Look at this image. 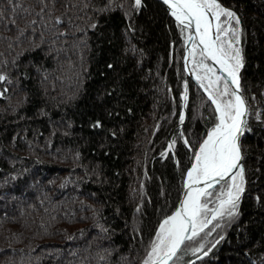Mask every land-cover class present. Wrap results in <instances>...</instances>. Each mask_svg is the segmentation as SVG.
Returning <instances> with one entry per match:
<instances>
[{
    "label": "trees",
    "instance_id": "1",
    "mask_svg": "<svg viewBox=\"0 0 264 264\" xmlns=\"http://www.w3.org/2000/svg\"><path fill=\"white\" fill-rule=\"evenodd\" d=\"M218 2L240 21L244 191L170 264H264V0ZM49 4L55 32L0 0V264H140L217 122L184 70L189 30L158 0Z\"/></svg>",
    "mask_w": 264,
    "mask_h": 264
},
{
    "label": "snow or ice",
    "instance_id": "2",
    "mask_svg": "<svg viewBox=\"0 0 264 264\" xmlns=\"http://www.w3.org/2000/svg\"><path fill=\"white\" fill-rule=\"evenodd\" d=\"M56 2L57 0H51L52 8L55 7ZM8 3L13 6L11 11L14 16L10 19L13 25L22 15L36 17L27 23V28H34L39 23L42 29L55 32V26L62 24L60 17L51 18L49 0H35V6L39 8V11L23 7L19 0H8ZM164 3L179 25L184 29L193 26L195 28V36H189L185 41L186 44L189 42L192 44L185 60L187 61L188 57L192 58L191 63L195 66L193 75L207 93L208 99L215 105L218 122L208 132L199 150L194 153L195 162L187 172L185 187L188 192L185 199L176 212L160 223L144 264H169V261L177 256L185 241L197 237L214 220L223 218L225 215L234 217L237 214L241 193L244 191V170L240 165L242 152L238 142L239 136L244 131L246 115L245 101L238 94L239 72L243 67L241 49L238 46L240 21L233 11L222 7L218 0H164ZM135 6L139 8L141 0H135ZM222 17L226 19L222 20ZM5 18V12L0 11V24H3ZM213 20L216 21L215 24ZM232 21H235L237 27L232 25ZM4 26L7 27V25ZM20 35H24L23 29L20 30ZM63 35L64 33H59L53 36V40ZM198 47L199 52H197ZM205 60L218 64L219 71L226 74L222 88L220 86L222 77L217 75L216 69L206 64ZM4 79L5 76L0 75V81ZM228 96L231 98L222 99ZM184 99L187 97L185 96ZM180 119L183 122V113ZM100 126L99 122L95 125V127ZM172 146L170 145L169 148L171 149ZM161 155L164 156L166 153ZM234 169L238 171L234 172ZM226 178L230 179L231 183L221 187L216 195L217 206L210 209L208 203L202 202L201 197L212 196L213 192L209 189H213L215 184L225 181ZM201 183L204 184L203 188L194 187ZM208 213H211L210 219ZM218 227L220 225L216 224L207 234L211 235V232ZM200 250L197 248L194 251ZM207 254L204 252V255Z\"/></svg>",
    "mask_w": 264,
    "mask_h": 264
},
{
    "label": "water",
    "instance_id": "3",
    "mask_svg": "<svg viewBox=\"0 0 264 264\" xmlns=\"http://www.w3.org/2000/svg\"><path fill=\"white\" fill-rule=\"evenodd\" d=\"M159 2H161L164 6H165V8L167 9V11H168V13H169V15L171 16V18L175 21V22H177L176 21V19H175V17H173L170 13H171V10L168 8V6L164 3V0H158ZM213 22V24H215L216 23V21H212ZM178 23V22H177ZM188 30H189V33H188V36H187V38H186V41H187V39H188V37L189 36H195V28H194V26L192 27V28H188ZM196 43L198 44L199 43V41H198V38H197V40H196ZM192 46V44H191V42H189V43H185V45H184V51H183V66H184V70H185V73L187 74V76L199 87V89L206 95V97L208 98V95H207V93L204 91V89L203 88H201L200 87V82L196 79V77L193 75V72L191 71V69H190V60H189V57H188V60L186 61L185 60V57L186 56H188V49L190 48ZM202 47V46H201ZM197 51L199 52V47L197 48ZM214 69H216V71L220 74V76L222 77V79L224 80V79H226V74L225 73H222V72H220L219 71V65L218 64H216V63H214L213 61H211V60H206ZM239 80H240V78H239ZM229 87H230V89H231V83L229 82ZM239 95H241L242 96V98L244 99V101H245V107H246V115H245V117H244V120H245V124H246V121H247V115H248V108H249V104H248V101H247V98H246V96H245V94L243 93V91H242V88H241V85H240V90H239V93H238ZM214 107H215V105H214ZM218 122V121H217ZM216 122V123H217ZM215 123V124H216ZM245 124L243 125V128H244V130H245ZM215 126V125H214ZM213 126V127H214ZM212 127V128H213ZM211 128V129H212ZM210 129V130H211ZM209 130V131H210ZM208 131V132H209ZM208 132H207V134H208ZM207 134L205 135V137L203 138V140L204 139H206L207 138ZM243 134H244V131H243ZM243 134H241L240 136H239V145H240V148H241V152H242V159H241V161H240V165L242 166V168H243V146H242V143H241V139H242V136H243ZM203 140L201 141V143L203 142ZM200 143V144H201ZM200 146V145H199ZM199 146H198V148H197V150L196 151H198L199 150ZM195 162V159L193 158V161H192V163H191V165H190V167L187 169V172H188V170L192 167V164ZM234 172L235 171H238V169H234L233 170ZM187 172H186V176H185V180H184V185H183V189H182V192H181V195H180V198H179V201H178V203H177V205H176V207L174 208V210L171 212V213H169L168 215H166L165 217H163L162 219H161V221L159 222V224H158V229H159V225H160V223L164 220V219H166L167 217H169V216H171L174 212H176L177 211V209L179 208V207H181V204H182V201L185 199V196H186V194H187V192H188V189L185 187V184H186V182H187ZM225 181H228L229 183H231V181H230V179H228V178H226L225 179ZM225 181H220L219 182V184L220 183H222V182H225ZM216 185H218V184H215V186ZM194 187L195 188H203L204 187V184L203 183H201V184H197V185H194ZM209 190H211V189H209ZM202 198V197H201ZM217 206V204L213 207V209L215 208ZM208 218L210 219L211 218V213L209 214V216H208ZM186 242V241H185ZM183 246V245H182ZM179 252V251H178ZM178 254V253H177ZM174 259V258H173ZM173 260H171V261H169V264L172 262ZM141 264H144V263H141Z\"/></svg>",
    "mask_w": 264,
    "mask_h": 264
},
{
    "label": "rangeland",
    "instance_id": "4",
    "mask_svg": "<svg viewBox=\"0 0 264 264\" xmlns=\"http://www.w3.org/2000/svg\"><path fill=\"white\" fill-rule=\"evenodd\" d=\"M225 19H226V18H225ZM225 26H227V25H225ZM197 52H198V51H197ZM189 60H190V69H191L192 72H194V71H195V66L191 63L192 58L189 57ZM204 62H205L206 64H209L206 60H205ZM209 65H210V64H209ZM216 74L220 76V74H219L217 71H216ZM223 83H224V80L221 79V81H220V86H221V88H222V86H223ZM230 98H231L230 96H228V97H222V99H230ZM222 183H223V182H222ZM222 183H220V184H222ZM218 192H220V191H218ZM212 209H213V208H212ZM209 214H210V213H208V216H209ZM214 221H215V220H214ZM214 221H213V222H214ZM213 222H212V223H213ZM216 224H219V222L216 223ZM216 224H215V225H216ZM209 225H210V224H209ZM209 225H208V226H209ZM219 225H220V224H219ZM181 248H182V247H181ZM145 259H146V258H145ZM145 259H144L141 263H144ZM174 259H175V257H174ZM141 263H140V264H141Z\"/></svg>",
    "mask_w": 264,
    "mask_h": 264
},
{
    "label": "bare ground",
    "instance_id": "5",
    "mask_svg": "<svg viewBox=\"0 0 264 264\" xmlns=\"http://www.w3.org/2000/svg\"><path fill=\"white\" fill-rule=\"evenodd\" d=\"M190 48H191V47H190ZM190 48H189V49H190Z\"/></svg>",
    "mask_w": 264,
    "mask_h": 264
}]
</instances>
